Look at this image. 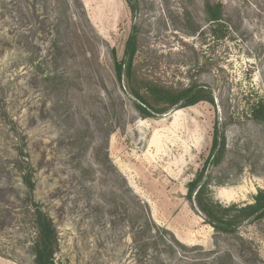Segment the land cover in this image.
Returning <instances> with one entry per match:
<instances>
[{
  "label": "rangeland",
  "instance_id": "374dc122",
  "mask_svg": "<svg viewBox=\"0 0 264 264\" xmlns=\"http://www.w3.org/2000/svg\"><path fill=\"white\" fill-rule=\"evenodd\" d=\"M69 1L55 62L60 4L0 0V264H33V203L53 220L60 264H264V219L214 238L186 200L215 121L225 152L208 171L214 199L248 204L264 189V129L249 116L251 103L264 102V0H212L223 7L221 32L203 0H130L135 14L127 0ZM133 26L139 78L199 85L214 105L136 113L111 57L122 59ZM56 71L59 95L44 80ZM28 164L31 195L21 180ZM140 205L178 243L201 250L142 255L132 240Z\"/></svg>",
  "mask_w": 264,
  "mask_h": 264
},
{
  "label": "trees",
  "instance_id": "16d2710c",
  "mask_svg": "<svg viewBox=\"0 0 264 264\" xmlns=\"http://www.w3.org/2000/svg\"><path fill=\"white\" fill-rule=\"evenodd\" d=\"M60 4V15L56 19V41L53 43L54 61H60L64 47L59 42L61 37L60 25L63 22V12L69 8V0H56ZM204 1V15L208 23L214 28L227 30L223 17V7L219 2ZM132 14L136 13V7L127 0ZM215 31V30H214ZM221 32V31H220ZM220 33L218 38H223ZM137 53L136 28L132 27L126 40L123 57L117 60L112 51L113 75L116 84L133 99V108L143 118H153L166 114L171 110H177L193 106L199 102H207L214 105L210 90L199 85L192 84L188 88L176 90L139 78L134 71V58ZM44 80L50 83V90L56 95L62 93L65 80L62 73L56 71L52 75H45ZM249 116L264 129V102L259 99L250 104ZM84 139V136H80ZM106 143L101 144L99 150L105 149ZM225 152V137L218 121L213 125V133L209 155L201 170L197 171L194 178L186 185V200L191 207L200 214L203 223L213 231L214 238L222 235L235 234L244 224L264 219V189H258L252 197L251 203L245 204H221L216 201L210 189L211 181L208 171L211 167L218 166ZM106 154V153H105ZM21 180L29 194L34 190L32 182V167L23 170ZM220 184V183H219ZM140 210L136 223L132 230L133 243L138 247L142 255L153 248L157 255L165 254L170 257L179 249L182 253L201 250L199 247H187L178 243L174 236L167 230L157 226L146 211ZM34 237L30 246L33 256V264H60L55 260L58 251V234L51 217L38 205L33 203L30 208ZM148 242H144L147 241ZM144 242V243H142ZM213 251V250H212ZM209 251L206 253L212 254ZM215 261V260H214ZM214 261H203V264H214ZM160 264H166L160 262Z\"/></svg>",
  "mask_w": 264,
  "mask_h": 264
}]
</instances>
